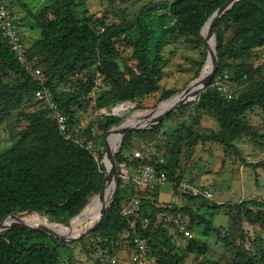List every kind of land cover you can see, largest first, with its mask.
Instances as JSON below:
<instances>
[{"label":"trees","instance_id":"1","mask_svg":"<svg viewBox=\"0 0 264 264\" xmlns=\"http://www.w3.org/2000/svg\"><path fill=\"white\" fill-rule=\"evenodd\" d=\"M3 1L8 5L6 0ZM15 1L28 10L32 19L38 23L40 38L34 43L31 52L33 55H44L49 60V66L44 70L47 76L46 86L51 90L59 108L69 116V125L73 134L86 142L92 139L94 131L91 126L85 130L79 128L75 105L81 104L91 92L93 82L79 83L76 90L66 96L58 93L55 82L61 68L76 69L84 64L97 62L99 66L106 67L107 60L113 59L116 53L118 38L122 36L125 43L132 48V57L136 63L134 68H127L129 76L127 79L121 72L110 73L104 69L106 82L113 86L108 92V103L115 106L122 101H135L136 98L144 97L159 89L162 65L165 62L161 55L163 47L170 44L178 35L193 36V40L188 39L190 42H195L196 39L204 42V36L201 34L202 26L210 15L228 0H176L171 4L157 3L143 7L132 21L109 25L98 19L92 24L79 20L75 7L82 0H57L50 8L51 19L48 22H43L37 15L32 14L25 2ZM228 18L238 24V27L234 35L224 43L219 25ZM14 21L26 45L27 59L31 62L30 48L21 30V21L16 17ZM214 29L219 67L213 76V81L217 75L229 73L231 70L232 66L224 62V57L237 44L241 43L247 49L264 46V0L235 2L218 18ZM206 56L207 54L204 55V60ZM234 67L236 68L234 76L230 74L229 76L238 85H247L244 91L231 98H225L222 91L216 85H212L206 88L200 98L195 101V111L206 108L214 110V117L220 124V132L203 135L189 127L188 137L194 143L199 141L220 143L233 149L234 153L251 169H264V158L257 162H248L242 157L234 143L235 139L243 136L249 137L254 142L264 141V134L259 133L245 118L246 112L251 111L255 106L264 110V65L245 63L233 65ZM8 71L22 78V82L15 86L14 93L8 97L11 102L17 101L18 94L26 88L35 89L34 94L42 88L26 65L17 59L8 39L0 30V75ZM5 89V85L0 82V94L4 93ZM176 92V90H166L160 98L166 99ZM100 105L104 104L100 102ZM25 119L28 124L20 131V140L31 138L33 142L24 145L16 144L0 153V221L9 214L40 212L42 216L47 215L50 220L64 222L80 214L90 202L89 198L102 189L105 175L102 159L105 148L98 151L99 156L96 158L85 144H77L64 138L58 129L56 120L51 115L50 108L46 106L27 114ZM121 121L122 118L118 115H105V121L101 126L107 132ZM161 125L162 120L157 126L136 131L158 132L161 130ZM133 132L135 131L125 134L121 147L116 153L117 163L124 161L123 154L130 145ZM103 143L105 144L104 140ZM180 150L179 146L176 159L167 163H164L163 157H152L150 149H147L144 154L140 151L141 155L138 157L134 155L131 163L132 169L128 170L129 177H127L130 189L125 191V184L120 178L113 201L94 231L103 229L105 225L113 224L119 231L126 229L132 243L136 236L145 239L150 256L156 258L155 264H183L181 257L164 250L154 240L158 230L143 229L141 218L134 215L128 217L122 215V209L133 199H137L141 191L135 187L131 178L134 171L141 166L149 164L154 166L158 172H164L166 181L173 185L174 193L181 192L179 186L186 179L183 169L187 164L179 163L177 157L181 155ZM175 167L181 169L179 174H176ZM130 196L131 198L122 204V201ZM184 198L187 205L179 208L171 205H158L156 199L149 198L143 201L139 212L141 217L146 214L148 208L171 214L188 213L189 216L197 219L199 225L203 226L204 233L216 235L218 241L232 249L237 260L243 264H264V254L250 255L221 229L213 226L210 219L195 213L192 209V206L196 205L200 199L203 207L213 213L218 211L232 213L239 210L251 223L258 224L264 231V200L251 199L240 200L236 203L214 202L209 204L208 200L212 198L203 195L184 193ZM79 214L65 225L78 223ZM64 243V240L56 239L41 230L12 226L0 234V264H59L58 248ZM207 250L206 242L195 238L188 240L187 252L204 254Z\"/></svg>","mask_w":264,"mask_h":264},{"label":"rangeland","instance_id":"2","mask_svg":"<svg viewBox=\"0 0 264 264\" xmlns=\"http://www.w3.org/2000/svg\"><path fill=\"white\" fill-rule=\"evenodd\" d=\"M6 1L13 9L15 17L21 21V30L26 39V44L30 48L33 67L46 70L49 66V60L46 56L33 55L31 52L34 43L40 38L38 23L32 19L28 10L23 8L18 1ZM21 1L28 5L32 14L37 15L43 22H48L51 19L50 8L57 0ZM174 1L176 0H82L76 4L75 11L79 20L91 24L95 23L97 19L106 25L122 24L132 21L143 7L157 3L171 4ZM237 27L238 24L231 18L219 25L224 43L234 35ZM188 39L193 40L194 37L178 35L170 44L163 47L161 55L165 62L162 65L159 89L132 101L135 106L121 116V122L135 110H145L157 106L162 100L160 95L164 91L176 90L179 92L196 78L201 77L206 60H204V55L207 54V43L205 40L203 42L196 39L195 42H190ZM224 62L232 66L229 73L227 72L228 76L230 74L232 77L236 71L233 65L252 63L263 66L264 46L247 49L239 43L224 57ZM135 63L136 61L132 57V48L125 43L121 36L116 43V53L113 59L107 60L106 67L99 66V62L84 64L76 69L62 67L59 77L56 79V90L65 96L73 93L79 83L93 82L91 92L82 100L81 104L75 105V109L79 119V128L85 130L91 126L94 131L91 139L93 141L91 151L96 158L99 156L98 151L106 148L108 140V138L106 139L107 132L101 125L105 121V115H111L114 110L113 106L108 103V92L113 86L106 82L104 69L110 73L121 72L123 77L127 79L129 77L127 68H134ZM0 82L6 87L4 93L0 94V153H2L16 144L24 145L33 142L31 138L21 141L20 131L28 124L25 116L38 111L43 107L44 102L36 97L35 89L32 88L22 90L17 96L18 100L11 102L8 99L9 95L14 93L15 86L22 82V78L13 72L2 73ZM227 83L229 86L227 94L231 93L232 96L238 95L248 87L247 85H238L230 76ZM212 85H215L213 77L205 88ZM227 94L224 95L225 98H228ZM197 100L182 104L170 116L164 117L160 131H135L132 133L130 145L123 154L124 161L117 163L120 173L119 179L123 180L125 191L130 189L126 173L132 169L131 163L135 151L138 150L144 154L147 149H150L152 157H163L164 163H167L176 159L177 148L180 146L181 152L179 153L187 155L189 161V164L185 165V169H183L185 181L197 187L212 189L214 196L212 200H208L209 204L214 202L236 203L240 200L251 199L264 200V169H251L234 153L233 149L217 142L199 141L197 148H195L194 141L188 137L189 127L203 135L220 132V124L214 117L212 108L194 110ZM100 102L104 105H100ZM245 118L259 133L264 134V110L262 108L255 106L251 111L246 112ZM229 139L233 140L232 138ZM234 141L246 161L257 162L264 158V141L254 142L246 136ZM153 192L157 193L153 194ZM130 198L131 196L123 200L122 204H125ZM149 198L156 199L158 205H171L175 208L187 205L184 193L175 194L172 183L167 181L150 180L149 186L139 192L136 199L138 200L137 205H141L143 201H147ZM192 209L195 213L210 219L213 226L221 229L225 235L229 236L234 243L241 246L250 255L260 256L264 254V231L258 224L251 223L243 212L235 210L232 213L227 211L213 213L203 207L200 199L196 205L192 206ZM31 213L37 212L20 214ZM84 213L78 223L82 222ZM43 216L49 219L47 215ZM70 219L64 222L49 220L68 224ZM76 224L70 226L74 227ZM149 228L152 231H159L154 236V240L164 250L181 257L183 264H243L236 259L232 249L218 241L216 235L204 233L203 226L199 225L197 219L192 216L188 222L190 235L181 232L178 226L165 218H161ZM124 230L119 231L113 224H108L103 229L84 234L77 240L65 241L58 248L59 264H132L130 255L133 243L128 231ZM190 238L206 242L208 244L207 252L204 254L187 252L186 246ZM112 259H116V262L113 263Z\"/></svg>","mask_w":264,"mask_h":264},{"label":"built area","instance_id":"3","mask_svg":"<svg viewBox=\"0 0 264 264\" xmlns=\"http://www.w3.org/2000/svg\"><path fill=\"white\" fill-rule=\"evenodd\" d=\"M15 16L13 10L5 3L3 0H0V30L8 39L11 49L15 53L17 59L23 62L26 65V68L30 70L31 74L40 82L42 88L38 89L36 95L39 99L44 102V106L50 108L51 115L56 120L58 129L60 133L67 140H71L74 143L86 145L87 149H92L93 141L83 140L78 135L73 134L69 125V116L63 112L58 104L56 103L51 90L46 86L47 76L45 72L38 67H33L32 63L27 59L26 56V45L22 41L21 33L16 25ZM229 78L228 74L225 72L223 75H217L214 79L215 85L219 88L220 91L225 95L229 90L227 79ZM228 98H231L232 95L227 94ZM135 156H140V151H135ZM126 177H129L128 172ZM132 180L135 187L139 190L146 189L149 186L150 180L156 179L159 181H166V174L164 172H158L157 169L152 165H144L136 169L132 175ZM179 189L183 193H188L192 195H203L207 198H213L214 192L210 188H201L196 185H192L187 181H182L180 183ZM138 200L133 199L128 205L122 209L123 216L134 215L135 217L141 218L142 228L148 229L152 224L159 221L161 218H165L173 222L181 232H184L187 235H190L188 230V222L190 216L188 213L179 212L176 214H171L166 211H153V209L148 208L146 214L141 217L140 207L137 205ZM130 260L132 264H155L156 258L150 256L148 243L145 239H142L138 236L134 238L133 247L131 250ZM112 262L115 263L116 259H112Z\"/></svg>","mask_w":264,"mask_h":264},{"label":"water","instance_id":"4","mask_svg":"<svg viewBox=\"0 0 264 264\" xmlns=\"http://www.w3.org/2000/svg\"><path fill=\"white\" fill-rule=\"evenodd\" d=\"M237 1H239V0H228L224 5H222L218 9H216L210 15V17L206 20L205 24L201 28V34L204 36V39L207 43V57L205 60V65L208 62L212 63V67H211L210 71L208 72V74L206 76L201 75V77L196 78L194 81H192V83H190L188 86H186L183 90L173 94L172 96H170L166 99L161 100L160 103L165 102V101H169L171 99H175L173 104L168 106L167 108H164L161 111L154 113L155 110L158 108V106L160 104L159 103L157 106H155L153 108L142 110V111H148L147 119L143 123H136V124L133 123V124L125 125L121 129L119 139L117 140V146H115L114 151H112L110 149V147L108 146V144H106V148H105L106 150H105V153H104V156L102 159V162L105 166V173H104L105 175H104L102 189L100 190L99 193L95 194L92 197L90 202H93V200L97 197H103V190H104L105 182L108 179L114 180V190H113V192H112V194L108 200V203L102 207L100 216L92 225H90L88 228H86V229H84V230H82V231H80L74 235H64V234L57 233L55 230H53L52 228H49L47 226H32V225L24 223L20 220H13L11 222H6V219L9 217H18L19 218V216H22L21 214L14 213V214L7 215L3 220L0 221V234L4 230H6L12 226H21V227H25V228L32 229V230L37 229V230L44 231V232L48 233L49 235L56 237L60 240L74 241V240L79 239L84 234L93 232L98 227V225L101 223L102 218H103L108 206H110L112 201H113L115 192H116L117 187H118L120 173H119V169L117 166L116 153L118 152V150L121 147V144H122V141H123L125 134L130 132V131H136V130H140V129H149V128L155 126L156 124H158L161 120H163V118L166 117L171 111H176L182 104H185V103H188L192 100H196V99L200 98L201 93L206 90V88H205L206 84L211 80V78L215 74V71L219 67V59H218L217 50H216V35H215L214 27L216 25L218 18L223 13H225L229 8H231L232 5ZM206 26L208 27V31L204 34V29ZM211 39L213 40V47L210 45V42H209V40H211ZM124 102H131V101H122L118 104H121ZM115 106H113V109ZM112 114L118 115L120 117L122 116V114H119L118 112H114V110H113ZM122 123L123 122H120L119 124L114 125L110 129H108L106 139L108 138V135L110 134V132L114 128H116L117 126H120ZM90 202L85 206V208L90 204ZM85 208L83 210H85ZM37 213L41 214L40 212H37ZM78 214H76V215H78ZM75 216H73V217H75Z\"/></svg>","mask_w":264,"mask_h":264},{"label":"bare ground","instance_id":"5","mask_svg":"<svg viewBox=\"0 0 264 264\" xmlns=\"http://www.w3.org/2000/svg\"><path fill=\"white\" fill-rule=\"evenodd\" d=\"M208 31V27L206 26L204 29V34ZM210 45L213 47V40H209ZM212 67V63L208 62L205 66L203 71V76H206L208 72L210 71ZM202 73V72H201ZM175 99H171L169 101H165L159 104L158 108L155 110L154 113H157L161 111L164 108H167L168 106L172 105ZM135 104L131 102H124L121 104L116 105L114 107V112H118L119 114H124L126 111L130 110L132 107H134ZM148 111H142V110H135L132 112L130 116H128L123 123L120 126H117L114 128L110 134L108 135L107 144L110 147L112 151H114L115 146H117V140L119 139L121 129L127 125V124H133V123H143L147 119ZM114 190V180L108 179L105 182L104 190H103V197H97L93 200V202H90V206L86 207L85 210L87 211L83 215V219L81 223L76 224L74 227L66 226L65 224L57 223L50 221L47 217H44L42 215L38 214H25L18 217H9L6 219V222H11L13 220H20L24 223H27L32 226H47L49 228H52L59 234L64 235H74L84 229L86 227H89L92 225L100 216L101 209L104 205L108 203V200ZM83 210L78 218H80L85 211Z\"/></svg>","mask_w":264,"mask_h":264},{"label":"crops","instance_id":"6","mask_svg":"<svg viewBox=\"0 0 264 264\" xmlns=\"http://www.w3.org/2000/svg\"><path fill=\"white\" fill-rule=\"evenodd\" d=\"M195 148H197V143H195ZM183 152H184V149H183ZM196 152V151H195ZM178 160H179V163L180 164H182V165H185V164H189V161H188V157H187V155H184V153H181V155H179L178 157ZM176 169H175V172H176V174H179V171L181 170L180 168H178V167H175ZM187 170H189V169H187ZM188 178H191V177H188ZM194 178V177H193ZM186 180V179H185ZM185 180H183V181H185ZM177 196V195H176Z\"/></svg>","mask_w":264,"mask_h":264}]
</instances>
